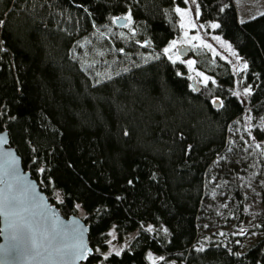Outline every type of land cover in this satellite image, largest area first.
I'll list each match as a JSON object with an SVG mask.
<instances>
[{"label": "trees", "instance_id": "trees-1", "mask_svg": "<svg viewBox=\"0 0 264 264\" xmlns=\"http://www.w3.org/2000/svg\"><path fill=\"white\" fill-rule=\"evenodd\" d=\"M184 3L0 0V131L64 217L83 211L93 251L84 264H148V254L264 264V218L255 224L262 237L242 253L202 241L199 222L215 183L227 220L245 218L241 189L216 180L214 167L233 152L235 127L264 147V12L239 22L233 0H196L246 67L235 75L228 62L202 56L210 80L194 91L163 52ZM125 15L129 26L117 27ZM236 87L249 89L244 102ZM111 229L119 239L135 236L103 256Z\"/></svg>", "mask_w": 264, "mask_h": 264}, {"label": "rangeland", "instance_id": "rangeland-1", "mask_svg": "<svg viewBox=\"0 0 264 264\" xmlns=\"http://www.w3.org/2000/svg\"><path fill=\"white\" fill-rule=\"evenodd\" d=\"M183 6L174 8L177 34L168 41L163 52L167 58L185 70L188 80L194 79L199 86L205 85L209 80L208 67L202 66L200 58L206 56L213 65L218 61H226L230 64L233 74L238 75L245 70L246 64L237 56L231 46L217 33L216 28L205 23L198 10L196 0H184ZM237 19L239 22L251 19L264 12V0H233ZM179 8L181 12H177ZM125 23L130 24L128 15L121 16ZM117 19V18H116ZM179 46H187L189 55L180 57L177 54ZM165 49H170L167 53ZM234 93L244 102L249 93L248 88L236 87ZM247 121V120H246ZM248 122V121H247ZM234 139L233 152L227 155L223 161L217 162L214 167L216 180L221 176L232 180L241 189L245 196V218L241 224H235L227 220V206L223 201L222 183H215L214 189L209 193L201 205L199 222L202 241L209 242L217 239L222 245L236 246L237 253H242L249 245L253 244L262 234L255 230V224L264 218V207L261 204V191L264 188V147H252L242 131L235 127L231 132ZM53 200L59 201L57 193L53 194ZM76 215L84 216L79 206L76 207ZM149 231L164 232V229L146 227ZM135 233L119 239L114 229L107 232L106 250L102 255L119 253L127 248ZM148 264H182L176 259H165L161 256L148 254Z\"/></svg>", "mask_w": 264, "mask_h": 264}, {"label": "water", "instance_id": "water-1", "mask_svg": "<svg viewBox=\"0 0 264 264\" xmlns=\"http://www.w3.org/2000/svg\"><path fill=\"white\" fill-rule=\"evenodd\" d=\"M124 23L123 18L114 21L117 27ZM176 51L180 57L189 55L187 46H179ZM189 83L194 91L199 90L194 79ZM6 198L14 201V207L7 210V215L0 211V264H84L92 254L88 225L75 214L64 217L50 203L30 172L23 169L7 132L1 130L0 207ZM33 233L47 249L39 258L31 249L29 237ZM80 249L87 252L81 255Z\"/></svg>", "mask_w": 264, "mask_h": 264}, {"label": "snow or ice", "instance_id": "snow-or-ice-1", "mask_svg": "<svg viewBox=\"0 0 264 264\" xmlns=\"http://www.w3.org/2000/svg\"><path fill=\"white\" fill-rule=\"evenodd\" d=\"M176 11L182 13V10L179 9V8H177ZM182 14H183V13H182ZM211 26H212L213 28H218V27H220L219 24H213V25H211ZM169 50H170V49H165L164 51L167 53ZM41 171H43V170L41 169ZM13 207H14V201L9 200V199L6 198V199L3 201V206L0 207V211L4 212L5 215H7V210H8V209H11V208H13ZM149 230H151V229H149ZM45 238H46V237H45ZM29 240H30V243H31V249H32L33 252L35 253V257H36V258L41 257V256L43 255V253H44L45 251H47V249L44 247L43 243L37 241V239H36L34 233L30 235ZM79 252H80L81 255H83L84 253L87 252V249H80ZM117 254H119V253H117ZM105 258H107V257H105Z\"/></svg>", "mask_w": 264, "mask_h": 264}]
</instances>
